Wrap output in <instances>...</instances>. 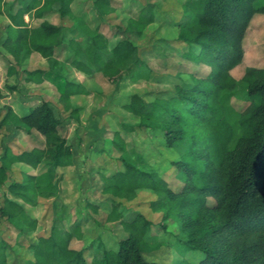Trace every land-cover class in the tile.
<instances>
[{
	"label": "trees",
	"instance_id": "1",
	"mask_svg": "<svg viewBox=\"0 0 264 264\" xmlns=\"http://www.w3.org/2000/svg\"><path fill=\"white\" fill-rule=\"evenodd\" d=\"M73 4L74 0L12 2L3 46L15 58L26 48L27 55L38 53L54 60L56 50L64 43L62 27L49 21L29 27L25 17L33 12L36 19H44L51 12L61 18L73 17ZM5 5L0 0V14ZM94 5L103 15L114 11L110 0H96ZM262 14L264 0H186L177 38L185 47L182 58L208 67L209 73L204 77L191 75L190 82L181 80L168 98L148 102L135 94L125 105L127 112L139 119L136 126L128 127L130 131L158 130L167 146L178 153L179 159L173 165L184 184L181 191L172 190L156 172L140 169L127 157L129 150L120 136L113 144L123 154L124 171L102 178L103 192L120 199L134 200L140 190L151 191L156 199L150 202V208L162 214L160 226L166 229L170 220L178 224L176 253L184 257L201 253L197 264H264V69H246L243 82L249 104L243 111L232 104L238 84L232 71L244 61L245 38L253 18ZM153 22L152 10L146 8L126 30L142 36ZM80 26L85 41L70 45L78 71L87 76L101 74L113 83L150 78L152 71L132 41L124 39L111 48L98 28L82 20ZM28 75L41 83L45 72L36 70ZM84 92L81 85L68 81L62 98L70 102L72 96ZM16 119L17 114L9 108L0 125ZM19 121L27 133L35 130L42 135L45 145L19 155L6 149L1 157L0 185L9 181L14 164L33 169L58 168L72 155L71 146L60 132V120L48 103L36 106ZM131 155L137 161L141 159L135 152ZM7 189L9 196L4 198L0 216L15 225L22 236L37 228V221L27 217L23 204L37 206L42 198L58 199L60 192L57 181L46 173L23 175L22 181L11 182ZM61 209L50 236L29 245L34 264H86L83 252L71 247L75 239L82 237V227L75 225L67 230L63 226L66 209ZM107 220L120 222L128 236L115 251L100 244L94 264H157L143 257L158 245L150 237V220L143 214L124 220L115 206ZM7 260V245L0 241V262L5 264ZM179 264L192 263L185 258Z\"/></svg>",
	"mask_w": 264,
	"mask_h": 264
},
{
	"label": "rangeland",
	"instance_id": "2",
	"mask_svg": "<svg viewBox=\"0 0 264 264\" xmlns=\"http://www.w3.org/2000/svg\"><path fill=\"white\" fill-rule=\"evenodd\" d=\"M14 1L5 0L3 14H0V123L9 108L17 112V119L0 125V164L6 149L19 155L44 147V137L35 130L27 133L19 121L43 102L52 107L60 120V132L71 146L72 155L58 168L33 169L14 164L9 181L0 185V207L5 196H9V184L22 181L23 175L46 173L49 179L57 181L60 188L58 199L42 198L37 206L18 201L23 204L27 217L37 221V228L23 236L15 225L0 216V241L7 245L8 260L5 264L35 263L34 252L29 245L38 244L41 238L50 236L53 221L62 212V206L66 209L63 226L67 230L75 225L82 227V237L75 239L71 247L83 252L86 264H94L100 244L115 251L119 242L128 236L120 222L107 220L114 206L122 212L124 220L130 221L137 214H143L153 223L150 237L156 239L158 245L143 254L147 262L179 264L187 258L192 264H197L202 258L201 253H189L185 257L176 253L174 236L179 232L178 224L170 220L166 229L160 226L162 214L154 213L150 208V202L156 199L151 191L140 190L134 200L120 199L103 192L102 180L124 171L123 154L113 144L120 136L128 147L127 157L132 158L140 169L156 172L175 192L184 186L173 165L179 159L178 153L167 146L158 130L137 128L130 131L128 127L136 126L139 119L127 112L125 105L135 94L148 102L168 98L174 94L175 85L181 80L190 82L191 75L204 77L209 73L208 67L182 58L185 47L177 42V38L186 0H110L114 11L107 15L97 10L96 0H74L73 17L61 18L56 12L49 13L44 19L27 15L29 27L43 21L62 27L64 43L56 50L52 61L38 53L27 55L26 48L15 58L3 46L8 6ZM146 8L152 10L154 22L147 26L142 36L130 34L126 30L130 21L137 19ZM80 20L93 29L98 28L111 48L121 40L132 41L152 71L150 78L138 82L127 78L113 83L101 74L87 76L78 71L73 65L75 53L70 45L85 41ZM244 45V61L232 71L238 83L232 104L238 111H243L249 104L243 82L246 69H264V14L253 18ZM10 69L12 72L9 73ZM36 70L45 72L41 83L33 82L28 75ZM68 81L81 85L86 92L65 102L62 96ZM132 152L140 155L141 159L137 161ZM210 203L214 201L210 200ZM94 206L98 209L95 210ZM23 225L27 226V222Z\"/></svg>",
	"mask_w": 264,
	"mask_h": 264
},
{
	"label": "crops",
	"instance_id": "3",
	"mask_svg": "<svg viewBox=\"0 0 264 264\" xmlns=\"http://www.w3.org/2000/svg\"><path fill=\"white\" fill-rule=\"evenodd\" d=\"M5 1V0H4ZM16 1V0H15ZM6 3V2H5ZM31 14H33L34 15V12L33 13H31ZM34 18H35V16H34ZM7 19H8V23L5 25V31H6V28L8 27V25H10V20H9V18L7 17ZM25 19H26V17H25ZM26 22H27V19H26ZM28 23V22H27ZM2 28L0 27V30H1ZM5 34H6V37H5V39L7 38V33L5 32ZM5 39H3L4 41H5ZM3 41V42H4ZM34 82V81H33ZM37 85V84H36ZM14 110V109H13ZM15 113L17 114V112L15 111Z\"/></svg>",
	"mask_w": 264,
	"mask_h": 264
}]
</instances>
